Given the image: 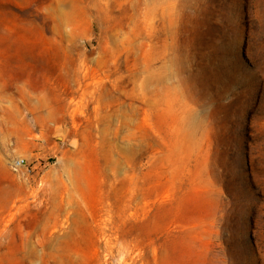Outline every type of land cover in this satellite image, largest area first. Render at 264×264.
I'll return each mask as SVG.
<instances>
[{"label":"rangeland","instance_id":"1","mask_svg":"<svg viewBox=\"0 0 264 264\" xmlns=\"http://www.w3.org/2000/svg\"><path fill=\"white\" fill-rule=\"evenodd\" d=\"M0 264H264V0H0Z\"/></svg>","mask_w":264,"mask_h":264}]
</instances>
